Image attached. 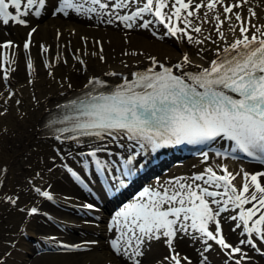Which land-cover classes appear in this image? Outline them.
I'll list each match as a JSON object with an SVG mask.
<instances>
[{
  "label": "snow or ice",
  "instance_id": "obj_1",
  "mask_svg": "<svg viewBox=\"0 0 264 264\" xmlns=\"http://www.w3.org/2000/svg\"><path fill=\"white\" fill-rule=\"evenodd\" d=\"M261 12L264 6L260 0H0V26L29 29L22 46L11 39L0 41V118L13 111L17 120L27 118L21 89L12 86L21 63L26 85L33 89L38 83V62L62 89L73 88L70 77L57 80L53 69L60 64L67 66L69 57L75 73H87L85 56L107 63L102 42L93 41L98 50L88 52L87 37H80L83 50H72L68 42L57 44L54 54L51 46L39 43L37 57H33L31 48L38 27L31 25L29 17L75 15L122 28L126 37L132 31H146L157 40L174 39L178 46L174 55L125 49L123 56L143 57L147 63L137 60L133 69L122 61L127 72L103 73L116 78L111 83L100 75H86L79 92L56 103V114L50 112L42 123L46 138L59 145H52L55 155L50 157L51 166L42 161L47 172L51 175L59 160V167L90 194L89 178L101 183V193L135 183L161 149L181 144L208 149L199 153L202 170L165 180L157 177L112 216L106 225L111 234L106 242L122 264H145L153 244H160L166 253L148 259V264H193L177 248V242L184 239L199 245L196 264H211L208 253L217 249L224 257L223 264H253L249 251L264 256V167L233 171L212 158V146L223 141L229 148L215 150V157L237 160L241 159L238 154H243L264 166ZM70 35H75V30ZM62 36L57 29L56 40ZM185 45L191 46L195 58ZM30 100L39 106L35 92ZM7 134V127H0V136ZM69 160L79 167H73ZM7 170L6 165L0 167V186ZM37 178L43 180L42 172L26 178L20 192L0 196V203L17 208L26 218L43 215L51 221L53 217L39 207L19 205L25 190L45 201L55 199L52 186H39ZM72 206L99 211L94 202ZM223 219L233 222L235 242L223 232ZM17 234L3 242L8 250L0 253V264H8L13 251L19 250L18 239L27 236L25 227H19ZM43 241L45 252L59 255L90 252L99 246L98 240L70 243L55 235L45 236Z\"/></svg>",
  "mask_w": 264,
  "mask_h": 264
},
{
  "label": "bare ground",
  "instance_id": "obj_2",
  "mask_svg": "<svg viewBox=\"0 0 264 264\" xmlns=\"http://www.w3.org/2000/svg\"><path fill=\"white\" fill-rule=\"evenodd\" d=\"M253 2L255 3V0H253ZM260 2L261 5L264 6V0H260ZM261 15L264 16V12H261ZM76 18L75 15H70L68 18L63 16L53 18L50 14L45 15L42 19L29 17L31 25L38 27V32L34 34V46L31 48L33 57H37L39 43H45L51 46L54 54L57 44H67L68 42H70L72 50L78 48L83 50L84 44L80 37H87L88 52L98 50L93 44V41L100 40L102 42L103 55L106 57L107 63L102 64L95 57L85 56L84 58L88 62L87 73H75L73 71L74 62L71 61L70 57L67 66L63 64L56 66L53 69L56 79L59 80L62 76H69L70 82L73 85L71 89H62L59 84L52 81V79L47 76V70H45L39 62L37 63L38 83L35 89L27 86L25 82V68L21 63L15 73L12 86L14 89H21L19 96L23 99L22 110L27 113V118L23 121L17 120L14 111L9 116L0 118V127H7L8 129L7 135L0 136V167L6 165L8 169L5 182L0 186V196L12 195L15 192H20L25 179L31 177L34 172L40 171L43 174V180L41 181L37 178L39 186L45 187L50 184L52 186L51 191L55 198L53 201H45L43 198L35 197V194H26L25 190V192H21L19 201L20 207L35 204L40 208L41 212H47L53 217L51 221L43 215L26 218L24 213H21L17 208H15L16 212L12 213L13 207L8 204L0 203V221H2L0 223V253L8 250L4 247L3 242L4 240L12 238L13 234H17V229L19 227H25L27 232L25 238L18 239L17 248L19 250L13 251L12 257L8 260V264H122V261L117 260L111 253L106 242L107 238L111 235L106 231V225L112 219V216L108 213V209L112 206L113 199L101 193V186L96 179L89 178L94 191L93 202L98 205L99 211H94L96 215H92L84 210L85 218L82 220L77 218V214H79L81 210L72 205H78L89 201L84 199V190L80 188L70 175L59 167V160H57L58 167L54 169L53 173L50 175L47 172L45 163L43 162H46L47 166H51L50 157L55 155L52 145H59L57 142L46 138L42 129V123L49 116L50 105L68 93L81 88L82 85L86 83V75L96 74L107 79L109 82H116L115 77H104L103 73L108 70H122L127 72L128 69L123 67L122 61L129 63L130 67H133V69L135 61L137 60L142 63H147L144 61L143 57L123 56L122 52L125 49L143 50L154 55L169 53L174 55L178 50V46L174 39L165 38L164 40H157L152 36L146 35V31L140 30L130 32L128 34L130 43H125V40L120 39L118 29L113 26L84 24L82 23L84 21H79L84 18H78L79 20ZM57 29L63 33L59 41L56 40ZM28 30V28L23 26H0V41H3L4 38L11 37L14 42L21 45V38H19V35L20 33L25 34ZM73 30H75V35H70ZM121 30L123 31V29ZM185 50L192 53L195 58L194 50L191 46L185 45ZM21 86L24 87L22 88ZM61 91L65 92L64 96L60 95ZM33 92H35V95L40 99L38 107L30 100V96ZM221 143L223 144V141H221ZM64 148L67 149L68 146L64 145ZM169 148H171V146L166 149ZM25 157H27V160H25ZM212 158L213 160L225 162L229 169L233 171L241 167L249 171L260 170L264 167L258 163L248 162L243 159L233 160L229 157H215L214 151L212 153ZM186 160H189V162L182 171V174L187 170L191 173L202 170L203 161L200 155L195 154ZM69 163L75 168L79 167V165L75 164L72 160H69ZM172 165L170 168H175L180 175L181 169ZM156 178V176H153L152 180L155 181ZM65 197H70V201H65ZM103 197H106V199ZM4 214H6V216H4ZM232 227V221L227 219L222 220L224 233L230 237V239L233 238L235 242L237 237L232 233ZM49 235H55L61 240L70 243L79 242L82 238H88L89 241L98 240L99 246L90 252H81L73 255L49 254L43 250L45 247L43 237ZM198 247V244L193 245L192 242L187 239L177 242V248L182 255L186 253L183 252V248H187L192 252L193 256L190 257V255H186L192 259L193 264H196L194 259L196 255H198L196 251ZM164 249L165 248L160 244H153L152 251L148 254L145 264H148V259L162 256L163 254L161 253ZM194 249L195 251H193ZM218 253V251L208 253L211 264H220V259L223 258V256ZM251 256L253 257V255Z\"/></svg>",
  "mask_w": 264,
  "mask_h": 264
},
{
  "label": "rangeland",
  "instance_id": "obj_3",
  "mask_svg": "<svg viewBox=\"0 0 264 264\" xmlns=\"http://www.w3.org/2000/svg\"><path fill=\"white\" fill-rule=\"evenodd\" d=\"M83 18V17H82ZM77 20H79L78 18H76ZM87 19H82V20H79V21H84V22H82V23H84V24H98L97 23V21L96 20H92V21H86ZM93 22V23H92ZM114 28H116V27H114ZM116 29H118V28H116ZM122 29V28H121ZM121 29H118V34H119V37H120V39H123V40H126V39H128V36L126 37L125 36V30H121ZM121 30V31H120ZM123 32H124V34H123ZM23 33H20V35H19V37H21V36H23L22 35ZM146 35H148V36H151L148 32H146ZM103 54H104V52H103ZM187 159V158H186ZM186 159H183V160H179L178 162H175V163H173V165L172 166H176V168H180L181 169V173H182V171L185 169V167L188 165V162H189V160H186ZM167 173L166 174H171V176H173V174L176 172V171H172V168L170 169L169 168V170L168 171H166ZM190 174H191V172H190ZM189 174V172H186V175H190ZM183 175H185V174H183ZM9 195V194H8ZM85 197H88V196H86V193H85ZM14 212H16V209L14 208L13 210H12V213H14ZM4 216H6V214H4ZM7 218V217H6ZM77 218L79 219V220H82V219H84L85 218V216H84V214L83 213H79V214H77ZM12 220V219H11ZM18 221V220H17ZM2 221H0V223H1ZM11 223H12V221H11ZM236 236V235H235ZM101 237H103V236H101ZM100 237V238H101ZM232 237V236H231ZM230 238V237H229ZM237 239V238H236ZM231 240H233L234 241V239L232 238ZM5 241V240H4ZM184 249V253H185V255L187 254L188 256L190 255V257L191 256H193V254H192V252H190V250L189 249H187V248H183ZM166 249H164L163 251H162V253L161 254H165L166 253V251H165ZM193 251H195V249L193 250ZM217 251V250H216ZM198 255H196V258L194 259L196 262H197V259H198V257H197ZM253 264H264V256H260V255H257V254H255L254 252H253ZM222 259V258H221ZM220 259V264H223V259L221 260ZM146 261V260H145Z\"/></svg>",
  "mask_w": 264,
  "mask_h": 264
}]
</instances>
